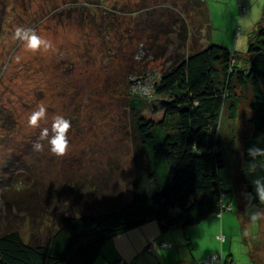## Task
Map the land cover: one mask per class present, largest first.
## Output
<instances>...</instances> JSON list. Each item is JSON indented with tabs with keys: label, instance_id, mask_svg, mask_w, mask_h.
I'll return each instance as SVG.
<instances>
[{
	"label": "rangeland",
	"instance_id": "obj_1",
	"mask_svg": "<svg viewBox=\"0 0 264 264\" xmlns=\"http://www.w3.org/2000/svg\"><path fill=\"white\" fill-rule=\"evenodd\" d=\"M201 1V11H206L190 10L188 19L163 0H0V105L4 101L7 112L14 115L11 92L25 84L33 93L14 117L19 130L13 142L1 137L0 123V233L19 231L27 242L33 236L45 241L61 213L79 216L89 210L86 203L78 204L82 193L90 196V207L96 212L104 206L102 202L113 201L117 192L124 202L131 199L136 145L128 134V99L139 95L148 111L159 108L165 97L154 95V86L178 57L211 44L245 55L264 27V0ZM240 4L247 8L246 13L240 12ZM117 6L123 14L119 23L120 15L112 13ZM105 10L108 15L104 16ZM182 20L189 42L198 28L194 34L198 48L175 31ZM117 24L123 30L128 28L122 41L118 40L122 33H117ZM17 26L35 29L52 41L53 50L35 54L25 50L22 42L12 38ZM61 54L67 65L61 67L57 60L59 72L46 77L42 85L38 83L41 71ZM17 56L21 57L19 63ZM40 59L43 63L38 64ZM29 68H33L34 80L23 82ZM18 80L20 84H16ZM40 103L46 106L47 117L40 128H34L37 131L56 115L71 121L65 156L53 155L46 140L41 142L42 151L31 146L27 117ZM249 118L248 104L243 103L239 118L229 121L225 115L220 128L223 145L232 144L235 167L250 132ZM83 177L90 183L83 184ZM157 177L167 184L168 170L163 164ZM221 178L229 189L226 203L232 209L189 229L164 231L157 221L146 223L155 224L158 230L142 235L150 236L140 252L146 264H200L204 258L199 251L204 250L222 254L224 264L229 255L233 264H264V211L241 202L243 194L238 192L237 197L225 172ZM153 243V252H149ZM161 243H172L173 248H163ZM140 244L130 247L137 250Z\"/></svg>",
	"mask_w": 264,
	"mask_h": 264
},
{
	"label": "trees",
	"instance_id": "obj_2",
	"mask_svg": "<svg viewBox=\"0 0 264 264\" xmlns=\"http://www.w3.org/2000/svg\"><path fill=\"white\" fill-rule=\"evenodd\" d=\"M169 2L188 19L190 10L203 8L201 0H163V4ZM117 8L113 7L112 13L120 15L118 23L123 22V14ZM105 12L104 16L108 15ZM185 25L182 20L175 27L182 40H188L189 36ZM127 30L118 28L117 33H122L118 40L122 41ZM196 32L198 28L188 40V44L192 40L195 49L199 41L198 37L195 39ZM131 36L128 35L130 39ZM64 59L61 54L51 60L41 71L38 83L42 85L46 77L50 79L62 65L65 67ZM57 60L61 61V67H57ZM30 70L33 68L28 69L29 74L24 73L23 82L34 80ZM15 82L20 84L19 80ZM16 84H11V89H16ZM24 87L25 84L17 87L20 89L15 93L8 91L14 97V115L7 112L4 101L0 105L1 137L8 139L6 142L12 141L19 130L14 121L19 108L33 97L32 91ZM154 95L165 100L152 111L146 109L147 103L139 95L130 97L125 106L128 134L136 145L131 199L124 202L117 192L113 201L102 202L104 206L96 212L90 207L93 202L90 196L82 193L78 204L86 203L89 210L79 216L61 213L45 241L33 236L27 242L19 231L0 233V264H95L113 237L150 221L160 223L164 231L199 225L221 213L222 203L226 202L223 194L229 189L221 178L222 172L237 197L240 198L238 192L243 194L241 202L247 201L264 211V203L254 191V181H264V156L253 158L248 154L254 145L264 149V27L256 33L245 55L211 44L178 57L154 86ZM243 103L248 104L250 111L247 121L250 132L243 140L235 167L232 144L223 145L220 128L225 115L229 121L239 118ZM51 123L47 124L49 133ZM29 132L34 146L40 132L31 127ZM162 164L168 170L167 184L158 181L157 171ZM81 180H85L83 184L90 183L87 178ZM233 263L229 255L225 264Z\"/></svg>",
	"mask_w": 264,
	"mask_h": 264
},
{
	"label": "clouds",
	"instance_id": "obj_3",
	"mask_svg": "<svg viewBox=\"0 0 264 264\" xmlns=\"http://www.w3.org/2000/svg\"><path fill=\"white\" fill-rule=\"evenodd\" d=\"M13 40L22 42L25 50L35 53L49 52L53 50L54 45L52 41L39 35L33 28H26L17 26L14 30ZM21 57H16V62L19 63ZM47 117V108L43 103L31 111L27 117V124L31 128H40V122ZM71 121L61 115H56L51 123V135L47 127L40 131L39 140L34 144L36 151H42L44 145L40 141H47L50 152L58 157L65 156L69 151L68 133L71 129ZM249 156L255 158L257 156H264V149L258 148L255 145L248 149ZM254 191L259 201L264 203V181L257 179L254 181ZM255 219V217H253Z\"/></svg>",
	"mask_w": 264,
	"mask_h": 264
},
{
	"label": "crops",
	"instance_id": "obj_4",
	"mask_svg": "<svg viewBox=\"0 0 264 264\" xmlns=\"http://www.w3.org/2000/svg\"><path fill=\"white\" fill-rule=\"evenodd\" d=\"M148 230H152L154 233H157L158 231L155 224H144L141 227L132 229L122 235H116L103 248L102 254L95 264H111L112 262L115 263L118 260H124L128 264H131V262L132 264H146V261L142 258L143 254H140V252L142 249H144V247L148 244L147 242L150 240V236H142L143 234H146ZM190 240H192V238H190ZM137 242H141L137 250L130 247V244L134 245ZM211 253L215 254L217 253V251H199L201 258H205ZM138 254L139 256H137ZM101 257H103V260H100ZM192 258L194 260L197 259L194 255Z\"/></svg>",
	"mask_w": 264,
	"mask_h": 264
},
{
	"label": "built area",
	"instance_id": "obj_5",
	"mask_svg": "<svg viewBox=\"0 0 264 264\" xmlns=\"http://www.w3.org/2000/svg\"><path fill=\"white\" fill-rule=\"evenodd\" d=\"M241 12L246 13L247 8L245 6H241ZM227 197H228V193H224L223 198L226 199ZM231 209H232L231 204H228L226 202L222 203V211H221V213H219L217 215L221 216L226 210H231ZM152 245L154 246L155 243L151 244L148 247L147 250L149 252H153V246ZM160 246L163 248H166V249H172L173 248L172 243H161ZM116 264H128V263L124 260H118ZM200 264H224V257L222 256V254L215 253V254L210 255L206 259H201Z\"/></svg>",
	"mask_w": 264,
	"mask_h": 264
}]
</instances>
